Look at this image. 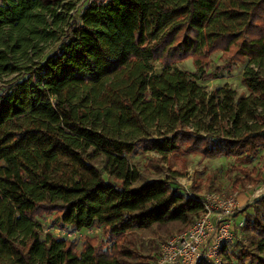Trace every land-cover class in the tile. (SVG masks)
Segmentation results:
<instances>
[{"label": "trees", "instance_id": "16d2710c", "mask_svg": "<svg viewBox=\"0 0 264 264\" xmlns=\"http://www.w3.org/2000/svg\"><path fill=\"white\" fill-rule=\"evenodd\" d=\"M75 7L0 5V264H154L203 206L198 189L176 186L178 172L130 157L253 160L264 147V75L247 68L250 97L227 85L209 96L176 63L202 67L222 52L264 65V0H94L72 19ZM200 116L211 123L193 125ZM243 212L247 251L234 244L226 264H264V195ZM50 213L60 229L98 228L103 238L78 250L43 234Z\"/></svg>", "mask_w": 264, "mask_h": 264}, {"label": "rangeland", "instance_id": "374dc122", "mask_svg": "<svg viewBox=\"0 0 264 264\" xmlns=\"http://www.w3.org/2000/svg\"><path fill=\"white\" fill-rule=\"evenodd\" d=\"M73 2L76 4L75 9L71 12L72 19H79L83 10L94 0H67V2ZM2 0H0V5ZM71 19V18H70ZM58 44H50L45 52L43 60L52 54ZM177 67L182 70L192 74L193 79L197 84L203 88L209 96L216 89H221L226 85L237 92V96L250 97L252 94L243 83L246 70L249 66L254 68L257 72L264 75V65L251 64L249 60L245 63L240 61L232 60L228 55H223L222 52H215L210 55L209 63L204 66H196L194 59L189 58L176 63ZM156 72L161 71V65L158 63L154 64ZM250 103L252 109L254 107V100ZM258 113L264 115V107L258 109ZM222 118V117H221ZM224 115L222 120L224 119ZM221 120V123L223 122ZM225 122V121H224ZM210 119L208 117L200 116L194 121L193 125H202L207 127L210 124ZM216 126L218 133H221L223 129L220 122H212ZM251 124L262 123L260 120H252ZM220 124V125H219ZM227 126L225 123L223 124ZM220 127V128H219ZM264 130V127L260 128ZM168 128L161 130V134H166ZM183 149V147H182ZM181 149V150H182ZM133 163H138L141 169H145L151 163H157L163 168H169V174L172 176L174 172H178L176 177V186L183 191H190L192 193V187L198 189V196H203L209 192L219 191L226 193L228 195L236 196L238 199L241 198L243 208L239 210L234 218L239 226L244 222V212L255 200L264 195V147L260 149L258 154L249 162L239 161L236 158L228 156L220 157H204L200 154H192L191 152L179 151L176 155H171L166 160V163L162 162V158L154 152H141L138 154H133L130 157ZM148 168V167H147ZM231 170H234L231 175ZM237 175V180H244L247 183L242 185H235V176ZM263 182L262 185L257 184ZM42 222L43 234L47 232H52L55 237L75 240L77 242L78 250L82 249L83 243L86 237H98L103 238V233L98 228L93 229H82L75 230L72 228L60 229L56 213L43 214L40 217ZM243 234L241 229L237 231L236 240L234 244L239 243L237 251L245 250L247 251V245L244 246ZM234 246V245H233ZM230 249V251L233 249ZM232 262L237 264L235 257L232 258ZM249 261H247L248 263Z\"/></svg>", "mask_w": 264, "mask_h": 264}, {"label": "built area", "instance_id": "2783aa9c", "mask_svg": "<svg viewBox=\"0 0 264 264\" xmlns=\"http://www.w3.org/2000/svg\"><path fill=\"white\" fill-rule=\"evenodd\" d=\"M200 202L196 222L163 243L154 264H226L225 254L243 227L234 218L243 206L236 196L215 191L200 196Z\"/></svg>", "mask_w": 264, "mask_h": 264}, {"label": "crops", "instance_id": "0c3cea01", "mask_svg": "<svg viewBox=\"0 0 264 264\" xmlns=\"http://www.w3.org/2000/svg\"><path fill=\"white\" fill-rule=\"evenodd\" d=\"M239 202H240V203H242V200H241V198L239 199Z\"/></svg>", "mask_w": 264, "mask_h": 264}]
</instances>
